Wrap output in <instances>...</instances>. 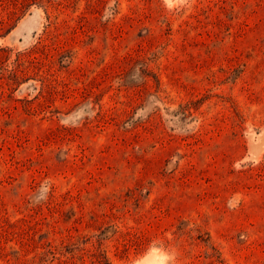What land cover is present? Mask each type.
Segmentation results:
<instances>
[{
  "label": "rangeland",
  "instance_id": "rangeland-1",
  "mask_svg": "<svg viewBox=\"0 0 264 264\" xmlns=\"http://www.w3.org/2000/svg\"><path fill=\"white\" fill-rule=\"evenodd\" d=\"M0 264H264V0H0Z\"/></svg>",
  "mask_w": 264,
  "mask_h": 264
}]
</instances>
